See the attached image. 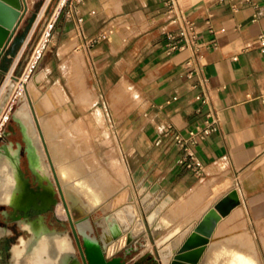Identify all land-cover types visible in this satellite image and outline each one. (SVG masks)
Returning <instances> with one entry per match:
<instances>
[{
    "label": "crops",
    "instance_id": "1",
    "mask_svg": "<svg viewBox=\"0 0 264 264\" xmlns=\"http://www.w3.org/2000/svg\"><path fill=\"white\" fill-rule=\"evenodd\" d=\"M57 1L47 16L52 37L47 40L46 65L36 74L45 72L52 82L67 81L76 68L72 56H84L94 84L79 92L85 107L93 104L96 94L100 101L110 99L118 85L123 94L141 99L127 107L121 119L112 112L118 147L112 145L105 156L95 142L90 147L122 184L102 204L110 199L115 210L128 203L133 192L149 204L154 201L153 208L173 207L179 220L170 222L167 230L181 226V236L236 188L242 202L220 221L215 239L250 236L256 243L260 238L264 248V50L258 40L264 32V0L239 9L229 0H175L178 10L198 25L200 55L192 47L169 53L167 31L177 26L167 13L170 0ZM47 3L28 0L0 59V71L7 57L15 56L12 69L20 62ZM208 20L216 33L209 31ZM203 88L207 103L197 98ZM35 110L39 116L36 105ZM210 110L219 114L220 128L194 147L206 164L205 172L198 174L183 163L185 150L176 134H188ZM98 115L103 122L104 113ZM109 140L105 143L112 144V137ZM115 165L124 167L122 173Z\"/></svg>",
    "mask_w": 264,
    "mask_h": 264
},
{
    "label": "bare ground",
    "instance_id": "2",
    "mask_svg": "<svg viewBox=\"0 0 264 264\" xmlns=\"http://www.w3.org/2000/svg\"><path fill=\"white\" fill-rule=\"evenodd\" d=\"M49 34L50 28L47 29L44 37L36 47L28 66V71L24 75V79L29 78V89L36 100L39 120L33 111L30 97L24 90L23 81H13L11 78H8L0 91L1 100L9 84L14 82L13 91L1 115L2 118H8V110L13 108L14 102L18 101L19 106L14 112V118L26 139L25 145L20 143L17 147L14 143H7L0 147V205H22L24 188L29 185V181L31 180L26 174V170L21 166L23 149L26 148L29 161L37 173L40 182L45 187L53 185L57 191L63 187V196L69 210H72L73 203H77L80 205L79 208L86 211L101 206L104 210L112 209V200H107L105 204L102 203L115 194L122 187V184L110 174L106 167L101 165L99 156L93 150H90L89 135L91 134L85 126V119H77L78 127H71L74 113L71 107L67 106L68 104L64 105L58 114H62L65 117V121L64 117L51 115L50 111L45 110L47 104L42 105L43 101L41 97L43 96V90L39 83L44 73L34 74L32 77H29L34 64L47 44ZM67 123L68 126L65 125ZM1 136L2 132L0 131V138ZM114 167L116 168L117 166L115 165ZM117 168L121 173L124 170L122 165H118ZM121 176L126 181V177L122 174ZM49 182L50 184H48ZM227 194L221 197V199ZM132 195L135 198L133 192L129 194V198H132ZM153 204L154 201L149 204V207ZM66 205L61 204L60 209L62 211L66 210ZM125 205H129L130 210L134 209L136 214L134 220L136 230L140 231L144 229L146 224L141 215L140 208L132 201L115 209V211H122L119 217L123 219L128 217L129 211L126 210ZM236 207L223 218L229 216ZM139 212L140 215L138 214ZM150 220L154 224L155 230L159 232L171 229L170 222L173 225L175 222H178L179 215L173 207L168 208L166 211V209L163 210L162 205H156L150 213ZM180 229H182L181 226L172 228V231L177 232ZM4 232L5 229L1 228L0 235ZM216 236L217 232H214L210 247L201 264H262L260 251L253 237H232L223 241H216ZM24 240L28 244L29 241L27 239ZM180 240V236L176 238L177 242ZM127 241L128 234L125 233L112 243L110 252L113 253L118 248L125 246ZM159 241L161 242L165 259L169 260L174 242L163 244L162 239H159ZM150 245L152 246L151 241ZM21 252L20 247H17L16 253L20 254ZM22 264H30V262L24 260Z\"/></svg>",
    "mask_w": 264,
    "mask_h": 264
},
{
    "label": "water",
    "instance_id": "3",
    "mask_svg": "<svg viewBox=\"0 0 264 264\" xmlns=\"http://www.w3.org/2000/svg\"><path fill=\"white\" fill-rule=\"evenodd\" d=\"M27 9L28 0H0V59ZM11 80L17 79L12 77ZM13 83L9 84L0 100V117L13 91ZM24 141L26 142L25 138ZM21 166L23 167L22 159ZM33 188L30 180L29 185L24 188L22 204L28 201L42 203L45 189L38 192ZM137 199L136 195L135 198L132 195L128 201L136 203ZM139 201L141 208L138 206L146 224L140 231L136 230V214L134 209L130 210L129 205H125L129 211L128 217L123 219L119 217L121 210H104L101 206L86 211L79 208L77 203H73L72 210L68 209L69 220L60 221L62 227H59L51 226L47 216L39 212L38 216L33 218L29 209L8 204L12 207L13 216L20 217L24 213L26 219L23 222L16 221L17 226L0 225V229H5L0 235V264H22L24 260L30 264H83L78 245L86 254L87 264H145L143 261L149 256H152L154 264H201L220 220L242 202L238 190L234 188L211 207L197 224L183 230L181 240L177 242L179 231H156L150 220L153 205L149 207L148 200L144 197ZM99 209L103 211L102 214H97ZM6 211L8 215L11 214ZM24 232L29 236H25ZM125 233L128 234L127 244L111 253L112 243ZM24 239L29 241L28 244ZM159 239H162L163 244L174 242L169 260L163 255ZM155 245L158 247V255ZM17 247L22 251L20 254L16 253Z\"/></svg>",
    "mask_w": 264,
    "mask_h": 264
},
{
    "label": "rangeland",
    "instance_id": "4",
    "mask_svg": "<svg viewBox=\"0 0 264 264\" xmlns=\"http://www.w3.org/2000/svg\"><path fill=\"white\" fill-rule=\"evenodd\" d=\"M56 1L57 0H53L52 3L49 5L47 12L45 16L43 17L42 21L40 22V24L38 25V28L35 34L33 35L29 45L26 47V49L20 56L21 58L20 62H17V65L15 66L16 69H15L14 77L19 81L23 80L25 72L28 69V66L35 53L36 47L38 46L39 42L42 40V38L44 37L48 29L47 16L49 15V11L53 10V7ZM42 27L44 28L43 31H41ZM51 37L52 35L49 34L48 38H51ZM47 46L48 44H46V46L44 47L43 52L40 55L36 65L33 67L29 77H32L34 74H36V72L43 71L46 65V60H47V55H46V50L48 48ZM72 57L74 58L73 61H76V68L73 67L72 74L68 77L67 81L61 80L59 81V83L52 82L50 80H47L46 73L44 72V78H43V83H42V89L44 90V95L41 97L43 101L42 105L44 106L46 103L47 107L45 110L50 111L51 115H55L56 117L61 111V109L63 108V106L68 104L67 106H70L73 112L75 113L73 115L74 119H73L71 127H78L77 119L85 117L86 119L85 126L87 128V131L91 134L89 135L90 137L89 147H93L91 145L93 144V142H95L98 152L102 156H105L106 153L112 149V145L114 146L116 145L118 147V136H117L116 129L114 127L115 119L113 117L114 115L112 114V112L116 114L115 116L121 119L125 114L126 108L127 107L133 108L137 106L138 104L141 103V99L138 96H134L132 93L123 94L119 90V85H118L117 88L113 91L110 99H106V100L102 99V101H100L98 94L95 93L97 96L95 95L96 99L93 102V104L85 107L87 103L84 98H79V95H80L79 92L86 91L87 89L91 87L94 88V84L88 78L87 64L85 62L84 56L80 57L79 55H73ZM14 59H15V56H12V57H7L5 61H2L3 63L5 62L6 67L2 65L3 67H2V70L0 71V77L2 76V79L0 80V91L2 87L4 86L6 80L8 79V74H9L8 72H9L10 67H12L13 65ZM26 80H27L26 82L23 81L24 88H25L24 90L28 93L32 108L35 110L36 100L31 96V93H30L29 78H27ZM53 95H56V98L51 97ZM18 106H19V102L18 101L14 102L9 119L5 120L4 124H2V120H0V129H2L0 131L3 133L6 130L11 132L7 136H5V139L0 138V145L3 143L4 144L14 143L15 145H19L20 143H22L23 145H25L24 136L21 131V128L19 124L17 123V121L14 119V112L17 110ZM53 107H55V109H53ZM35 111L37 113V109ZM99 111L104 113L103 122L100 120V117L98 115ZM36 116L38 117V114ZM58 116L64 117L62 116V114ZM64 121H65V117H64ZM65 125L68 126V123ZM111 137L113 139L112 144H108V143L106 144L105 142H111L109 140L111 139ZM120 155H121V152H120ZM23 156L24 157L22 160L23 161L22 165L24 169L27 171V173L29 175H32L33 173L30 169L29 161L26 157L25 151H24ZM34 185H36V182L34 183ZM57 196H58V202L57 204H55V207L53 208V211H52L53 215L50 214V216H47V218L48 220L55 219V220H60V221H68L69 220L68 210L66 209L62 211L60 209L61 204L66 205V203L59 189L57 191ZM136 197H138L136 203L141 208L139 199L141 200L143 196L138 195ZM5 208L8 211L12 212V207L10 205H7ZM140 211H141V215L143 216L141 209ZM102 213L103 211L101 209L97 211V214H102ZM8 219H9V215L5 216L4 212H2L0 216V225L8 224ZM56 224L57 226L59 225V227H62L59 224V222H57ZM26 235H28V233H26ZM258 240H259V243L257 242V245L260 250V256H261L260 260L262 264H264V248L262 246L263 244H261L260 238H258ZM155 250H156V254L158 255V247L156 245H155ZM143 263L154 264V260H152V256H149L148 258H146V260L143 261Z\"/></svg>",
    "mask_w": 264,
    "mask_h": 264
},
{
    "label": "built area",
    "instance_id": "5",
    "mask_svg": "<svg viewBox=\"0 0 264 264\" xmlns=\"http://www.w3.org/2000/svg\"><path fill=\"white\" fill-rule=\"evenodd\" d=\"M53 0H48V3L44 10L41 9V16H45L47 9L49 5L52 3ZM85 2V0H65V2ZM227 1V0H223ZM233 3V6L237 9H239L243 5H256L259 6L260 2L259 0H229ZM168 16L170 17V20L176 23V27L171 28L167 31V48L169 53H173L177 50L185 49L187 47H192L196 51L198 55L201 53V45H200V39L201 34L198 29V25L195 22V20L189 18L188 16H185L182 12V10H178V7L176 5L175 0H170L168 4L167 9ZM183 20L182 23L180 21ZM207 26L210 32L216 33L217 29L215 27V24L212 20H208ZM51 34V30H50ZM259 44L261 48L264 50V32H262L259 37ZM194 60L192 61L191 65H194ZM13 67H10L8 78H12L15 75V69H12ZM200 80V79H199ZM200 84L205 87V82L201 79ZM197 98L202 100V102L207 103L209 101V97L207 94V91L205 88L197 95ZM11 110H8L9 117ZM8 118H1L2 124H4V121L9 119ZM220 128V116L217 112L210 110L206 116V118L197 124L193 129L189 131L188 134H184L182 132H177L176 139L178 144L184 148V158L183 163L189 167L195 170L198 174H203L206 170V164L204 160L197 154L195 151V145L198 144V142L201 139L206 138L208 135L212 134L213 132L217 131ZM61 191V194L63 195L62 189L59 188ZM64 198V196H63ZM65 201V198H64ZM67 204V203H66ZM67 206V205H66ZM68 210V208H66ZM69 215V213H68ZM81 259L83 261V264H87L86 254L81 248Z\"/></svg>",
    "mask_w": 264,
    "mask_h": 264
},
{
    "label": "flooded vegetation",
    "instance_id": "6",
    "mask_svg": "<svg viewBox=\"0 0 264 264\" xmlns=\"http://www.w3.org/2000/svg\"><path fill=\"white\" fill-rule=\"evenodd\" d=\"M11 132H9L8 130H6L4 133L2 132V136L1 138L5 139V136H7L8 134H10ZM5 145L4 143L0 145L3 146ZM17 147L19 145H16ZM24 151L26 152V148L23 149V155H24ZM22 155V160H23V156ZM26 157L29 161V158H28V154L26 152ZM23 162V161H22ZM29 165H30V169L32 171V175H29L26 172V174L31 178L32 180V186L34 187V191H38L39 190H44L45 189V192L44 193V200L42 201V203H39V202H36L35 201L33 202H25L24 204H22L21 206L29 209V212H32V214L34 215L33 218H35L37 215V212H39L41 215H45V216H50L53 215L52 211H53V208L55 207V204H57L58 202V196H57V190L55 187H53V185L51 186H48V187H45L41 182L40 180L38 179V176H37V173L35 172V170L32 168V165L29 161ZM49 181V180H48ZM36 182V185H34V183ZM50 184V182L48 183ZM42 187V188H40ZM44 187V188H43ZM8 204H1L0 205V216H1V213L4 212L5 216L8 215L9 213H6L7 209L5 208ZM37 208V209H34V208ZM30 209H32V211H30ZM10 212V211H9ZM11 213V212H10ZM19 219V220H17ZM26 219L24 213H23V216L21 215L20 217L19 216H13V213H11L9 215V219H8V224L11 225V226H17V222L16 221H20V222H23V220ZM49 222L51 223V226H57V222H59L60 224V220H55V219H50ZM27 232H24L25 236H28L26 235ZM78 253H79V256L81 258V248L80 246L78 245Z\"/></svg>",
    "mask_w": 264,
    "mask_h": 264
}]
</instances>
